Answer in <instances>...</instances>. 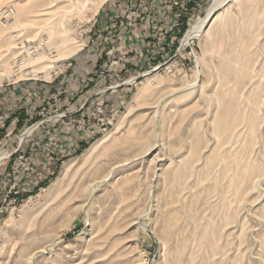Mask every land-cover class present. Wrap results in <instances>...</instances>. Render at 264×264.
I'll return each mask as SVG.
<instances>
[{
	"label": "rangeland",
	"instance_id": "374dc122",
	"mask_svg": "<svg viewBox=\"0 0 264 264\" xmlns=\"http://www.w3.org/2000/svg\"><path fill=\"white\" fill-rule=\"evenodd\" d=\"M23 1L21 26L0 18L14 35L0 42V88L50 91L0 122V264H264V0L215 8L186 45L212 0H107L95 15L74 13L72 0H4L13 21ZM182 1V25L164 41ZM65 36L88 42L58 57ZM28 48L57 58L52 80L21 75L41 63L25 60ZM81 94L108 98L110 122L87 127L92 137L50 175L30 173Z\"/></svg>",
	"mask_w": 264,
	"mask_h": 264
},
{
	"label": "bare ground",
	"instance_id": "6f19581e",
	"mask_svg": "<svg viewBox=\"0 0 264 264\" xmlns=\"http://www.w3.org/2000/svg\"><path fill=\"white\" fill-rule=\"evenodd\" d=\"M4 1V0H3ZM3 1L0 0V5H2ZM106 0H72V2L70 3V7H73L71 9V11L74 10V13H80V12H87L89 14L95 15L100 7L102 6V4L105 2ZM213 3L211 4V6L209 7L210 9L207 11L206 15L204 17H199L195 22L191 23L190 26L188 27V29L186 30L184 37L182 39L183 44H188L189 42H191L194 39H198L199 37H201L202 35H204L207 31L210 30V27L217 21V19L219 18V14L216 15L215 12V8L217 7H221V6H230L233 3L236 2H240V6L242 7L241 9L244 10L246 5H247V0H212ZM26 3L20 2L17 3V9H18V13L16 15V19L15 21H13L12 23L8 24V26L14 25V27H16L17 25H20L19 23L24 22L25 19H22V15L24 14V12H26L27 6L25 5ZM5 8V6L3 7L0 6V18H1V13L3 11V9ZM248 8V7H247ZM246 8V9H247ZM69 11V12H71ZM64 15V14H63ZM62 15V16H63ZM76 15V14H75ZM74 15V16H75ZM91 15V16H92ZM90 17V16H89ZM91 19V18H90ZM93 19V18H92ZM1 20V19H0ZM65 19H62L59 21V25L63 27V32H65L67 34L68 29L67 26L65 25V22L63 21ZM72 22V21H71ZM55 23V22H54ZM68 23V22H67ZM58 24V23H56ZM51 25V24H50ZM49 25V26H50ZM59 25H57L56 27L52 26L50 28H48V37L53 35L52 33L56 32L57 27H59ZM71 25V24H70ZM73 25V24H72ZM73 27V26H72ZM90 28V27H89ZM82 30V29H80ZM12 31L8 29V27L5 26V28L3 27V25L0 24V42H2V45H5V43H8L12 40V37L14 38V35H11ZM78 32V31H76ZM81 35V33H80ZM16 36V35H15ZM88 37L83 36L81 39H74L73 41L68 43V38L67 36H65L62 41L59 42V45L61 46L60 51H58V57H70L72 54L76 53L77 51L81 50L85 44L88 42ZM53 45V44H52ZM51 46V45H50ZM55 46V45H54ZM58 46V45H57ZM56 46V48H57ZM35 48H28L27 52H28V62L33 63V62H37L40 60L41 63H38L37 66H34V68H32L33 70H29L26 73H21V75H31L34 77H40L43 78L45 80H52L56 74H58V72L62 69V66H55L53 64V59L54 58H49V59H45V61L43 60V57L45 56L44 54L40 55V56H36L34 57V52ZM52 49V48H51ZM54 50V49H53ZM47 56V55H46ZM45 56V57H46ZM53 56V55H52ZM34 57V58H32ZM47 58V57H46ZM42 59V60H41ZM57 59V58H55ZM54 59V60H55ZM25 62V61H24ZM27 62V63H28ZM29 64V65H30ZM33 66V65H32ZM28 67V65H27ZM27 70V69H26ZM153 72V71H152ZM228 78V77H227ZM131 81H135V78L132 79ZM231 81V80H230ZM230 111H232V106ZM31 128L22 136V139L25 138V136L27 134H29L31 132ZM21 139V140H22ZM102 142V140H99V142L93 144L87 151L86 154H84L85 156H90L93 152H95V150L97 149V147L99 146V144ZM129 143V142H128ZM114 149V148H113ZM111 149V150H113ZM111 150H108V152ZM114 151V150H113ZM4 159V158H3ZM158 159V158H157ZM164 161V160H163ZM71 163V162H70ZM70 163H65V169L68 170V166L71 165ZM117 168V167H116ZM114 170V169H113ZM160 170V169H159ZM59 185V181L57 180L54 184V186L57 188V186ZM55 189V188H54ZM28 218V217H27ZM24 224L27 223L26 218L24 219ZM26 222V223H25ZM7 225V224H6ZM7 228V227H6ZM4 231V230H3Z\"/></svg>",
	"mask_w": 264,
	"mask_h": 264
},
{
	"label": "crops",
	"instance_id": "0c3cea01",
	"mask_svg": "<svg viewBox=\"0 0 264 264\" xmlns=\"http://www.w3.org/2000/svg\"><path fill=\"white\" fill-rule=\"evenodd\" d=\"M83 82L84 80L77 79L75 82V84L78 85L77 89L83 85ZM49 88L50 86L48 84H42L39 88L38 86H26V88H22L20 86H7L5 88H0V122L3 117H10V115L14 114L15 111L21 108H26V104L29 106L32 105L31 101H29L31 98L29 97L40 96L42 94H46L47 92L49 93ZM78 98V101L81 102L85 100V96L83 94L79 95ZM106 100V104L108 106V98ZM76 105L79 107V103H76ZM26 111L28 112L29 110L26 109ZM75 123L76 118L72 116L70 124L65 122L61 124L60 127L62 129L60 132H56L54 134V138H51L46 144L38 145L37 151L33 154L34 160L31 161L32 168L30 169V173H34L35 176H39L40 173L43 177L50 175L56 166L54 164H56L64 156L72 154L73 150L76 151L80 146V143L88 141V139L92 137L93 132L89 129L84 132L77 131L74 126ZM51 155L54 156L53 160H49L48 158Z\"/></svg>",
	"mask_w": 264,
	"mask_h": 264
},
{
	"label": "built area",
	"instance_id": "2783aa9c",
	"mask_svg": "<svg viewBox=\"0 0 264 264\" xmlns=\"http://www.w3.org/2000/svg\"><path fill=\"white\" fill-rule=\"evenodd\" d=\"M183 1L178 3V11L173 15V19L171 22V28H164L163 32L161 34H163L164 37V41L166 40L167 34H169L170 29L173 28H179L182 25V18L184 16V7H183ZM16 10L14 7L12 6H8L5 7L1 13V19L6 23L9 24L11 22H13L14 20V16H15ZM108 71V70H107ZM107 71L106 70H100L99 74L97 76L98 79H102L105 78L107 76ZM90 81H93L94 78H89ZM57 91V92H56ZM63 93L62 90H55V92L53 94H51V97L53 98H59L60 95ZM94 96V94H91L90 99L86 98L81 105H79V107L77 108V110L73 109L74 108V103L66 106L65 110L61 111L60 113H58L56 115V117L59 116V118L55 121H59L63 123H69L70 124V120L72 118V115L74 114H79L80 118H76V125L75 129L79 132H84L87 131V127H104L110 122L109 120V115L108 113L110 111H114L113 109H111L109 112L107 111V107H106V101L102 100V101H97L94 102L93 99L91 100V98ZM79 98H77L75 100V104L77 103ZM122 103V101H120ZM76 106V105H75ZM90 114L97 116L96 117H91ZM45 116V114L43 115V117ZM45 122V120L43 119L42 122L40 124H43ZM55 123V122H54ZM40 124L37 123V126H39ZM79 148V147H78ZM17 151V150H16ZM49 160H53L54 156L51 155L48 157ZM30 171V170H29ZM14 172H18V167L16 168V170ZM4 208H0V217L3 216L4 214Z\"/></svg>",
	"mask_w": 264,
	"mask_h": 264
},
{
	"label": "trees",
	"instance_id": "16d2710c",
	"mask_svg": "<svg viewBox=\"0 0 264 264\" xmlns=\"http://www.w3.org/2000/svg\"><path fill=\"white\" fill-rule=\"evenodd\" d=\"M186 25L185 26H182V28H180V31H178L177 32V34H176V38H175V41L173 42V45L174 46H176L177 45V42H178V40H179V36L182 34V32L183 31H185V29H186ZM82 146H83V143H82ZM59 165V164H58ZM58 165H57V163H56V166H55V170H56V168L58 167Z\"/></svg>",
	"mask_w": 264,
	"mask_h": 264
}]
</instances>
